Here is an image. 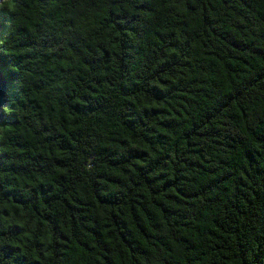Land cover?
Wrapping results in <instances>:
<instances>
[{
  "label": "trees",
  "instance_id": "1",
  "mask_svg": "<svg viewBox=\"0 0 264 264\" xmlns=\"http://www.w3.org/2000/svg\"><path fill=\"white\" fill-rule=\"evenodd\" d=\"M0 264H264V0H3Z\"/></svg>",
  "mask_w": 264,
  "mask_h": 264
},
{
  "label": "water",
  "instance_id": "2",
  "mask_svg": "<svg viewBox=\"0 0 264 264\" xmlns=\"http://www.w3.org/2000/svg\"><path fill=\"white\" fill-rule=\"evenodd\" d=\"M3 0H0V2ZM7 92L6 86L4 84V77L0 71V118L2 117V109L5 103V93Z\"/></svg>",
  "mask_w": 264,
  "mask_h": 264
}]
</instances>
